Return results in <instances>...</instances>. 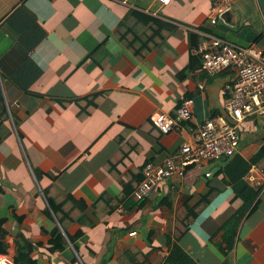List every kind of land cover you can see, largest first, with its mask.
Returning <instances> with one entry per match:
<instances>
[{
	"label": "crops",
	"instance_id": "obj_1",
	"mask_svg": "<svg viewBox=\"0 0 264 264\" xmlns=\"http://www.w3.org/2000/svg\"><path fill=\"white\" fill-rule=\"evenodd\" d=\"M214 2L0 0V253L12 264H22L24 243L32 264H165L174 246L196 264H264V187L255 209L228 223L243 208L237 181L260 186L247 179L251 168L258 179L254 165L241 180L229 173L235 156L247 164L258 153L264 113L236 124L232 158L187 166L133 197L145 163L171 156L178 165L181 144L203 121L227 115L236 72L200 70L199 42L216 36L264 51V0H232L213 24ZM187 98L188 119L167 133L152 126ZM134 142L113 173L105 168ZM47 197L71 202L66 233ZM184 201L191 226L176 239Z\"/></svg>",
	"mask_w": 264,
	"mask_h": 264
},
{
	"label": "built area",
	"instance_id": "obj_2",
	"mask_svg": "<svg viewBox=\"0 0 264 264\" xmlns=\"http://www.w3.org/2000/svg\"><path fill=\"white\" fill-rule=\"evenodd\" d=\"M160 1L166 3L168 0ZM231 2L215 0L208 15L209 22L214 24L221 19L231 9ZM194 51L202 57L200 70L209 73H217L229 67L235 70V78L228 87L229 96L225 103L227 115L212 116L203 121L193 133L192 139L181 144L177 153L178 165L171 156L166 157L161 164L145 163L142 167L143 179L133 192L136 200L152 192L167 177L180 175L187 166L233 156L240 141L236 124L248 115L264 113V51L261 48L253 43L235 45L211 36L209 40H201ZM192 103V98H187L177 108L175 115L156 113L151 121L162 133H167L176 126L178 120L190 117ZM255 170L250 169L247 179L263 188L261 172L258 170L257 179ZM0 264H12L11 257L0 253Z\"/></svg>",
	"mask_w": 264,
	"mask_h": 264
},
{
	"label": "trees",
	"instance_id": "obj_3",
	"mask_svg": "<svg viewBox=\"0 0 264 264\" xmlns=\"http://www.w3.org/2000/svg\"><path fill=\"white\" fill-rule=\"evenodd\" d=\"M123 27H124V24L120 23V25L118 26V29H117L118 32L121 31L123 29ZM156 27H157V25H156ZM156 29L154 32H151V29L149 26L148 30L152 34H155V32L157 31ZM2 107H3L2 99H0V111L1 112L3 111ZM152 126L154 128H156L153 125V123H152ZM129 130L123 132V134H121L119 137L124 138L126 136V134L129 132ZM128 141H131V140L128 139L127 142ZM135 146H136L135 142H134L133 146L122 144L116 150V152L105 162V164H104L105 168H107L109 171H111L113 173L115 171V166L120 161V159L131 148H135ZM232 161L237 166L236 170H233L232 173H229V177L232 180H241V176H243L247 173V171L249 170L251 165L256 166V168H258V170L264 175V142L260 146L258 153H256L254 156H252L249 163L246 164L238 156H235ZM240 165L242 167L241 170L239 168ZM142 179H143V174L141 173L139 178L135 181V186H137L142 181ZM237 182L239 184L237 191H239V195L242 197L243 208L241 211H239L236 214V216H234L231 220H229L228 223L232 222L233 223L232 225L237 224L241 220V218L244 217L245 214H249L250 212H252L255 209V207L257 206L258 200H259L260 191L262 189L261 186H258V190L253 189L249 185H247L245 182H243L242 180L237 181ZM47 199H48V204H49L50 208H52L54 213H56V216L60 222H63V219L64 220L67 219L69 221V219L72 218L71 213L69 212V209H70L69 204L71 202L66 201L62 198L50 199L49 197H47ZM186 203L187 202L184 201L175 211L174 237L176 239H179L182 236H184L191 226L192 216L190 214V211L188 209V205ZM73 207L74 206L72 205L71 209H73ZM68 213H70V214H68ZM63 214H67V215H63ZM63 223L61 225L63 227L64 232L66 233V228H65L66 225L64 223V225H65L64 226ZM60 236L61 235L59 233L55 239V241H56L54 243L55 246H58L61 244L62 239ZM29 244L30 243H27V244L24 243V244L20 245L17 249V256L19 258V262L22 264H32L31 259H29V257H28V255H29L28 254V248H29L28 245ZM2 246H3V248L0 250L2 252H6V247L4 245H2ZM165 264H196V263L185 252H183L179 247L174 246L172 248L171 252L169 253V255L167 256Z\"/></svg>",
	"mask_w": 264,
	"mask_h": 264
}]
</instances>
